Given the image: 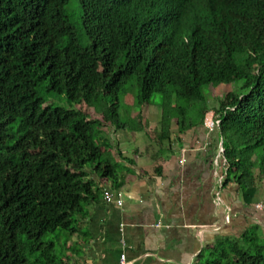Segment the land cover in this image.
Returning <instances> with one entry per match:
<instances>
[{
    "label": "trees",
    "instance_id": "16d2710c",
    "mask_svg": "<svg viewBox=\"0 0 264 264\" xmlns=\"http://www.w3.org/2000/svg\"><path fill=\"white\" fill-rule=\"evenodd\" d=\"M209 113L224 183L236 178L256 202L264 0H0V264H64L92 198L105 196L90 175L117 182L115 131L162 148ZM247 229L218 236L197 264H264V229Z\"/></svg>",
    "mask_w": 264,
    "mask_h": 264
},
{
    "label": "crops",
    "instance_id": "0c3cea01",
    "mask_svg": "<svg viewBox=\"0 0 264 264\" xmlns=\"http://www.w3.org/2000/svg\"><path fill=\"white\" fill-rule=\"evenodd\" d=\"M208 129L203 124L180 137L174 129L171 145L158 146L165 152L166 159H159L163 164H155L151 153L156 150L145 132L115 131L112 156L121 163L117 182L90 175L115 194L107 200L100 188L92 198L89 214L78 222L84 233L71 235L64 264H119L123 255L130 264H197L218 236H240L252 224L264 229V209L255 206L264 200L254 195L256 202H250L236 178L220 184L226 164H213L218 144L216 132ZM129 142L137 146L131 149Z\"/></svg>",
    "mask_w": 264,
    "mask_h": 264
},
{
    "label": "rangeland",
    "instance_id": "374dc122",
    "mask_svg": "<svg viewBox=\"0 0 264 264\" xmlns=\"http://www.w3.org/2000/svg\"><path fill=\"white\" fill-rule=\"evenodd\" d=\"M69 7L71 8V4H69ZM68 7V8H69ZM69 8V9H70ZM85 43L86 44H89V43H87L86 41H85ZM127 98V100H126V103H128L129 102V97H126ZM124 100H125V98H124ZM81 107H83V108H86V105L85 104H82V105H80ZM125 106H127V105H125ZM151 108H149L148 110H147V113H148V116L150 117V129H153V128H155V126L156 125H158V122H159V119H160V115H161V113L160 114H157V108H158V106H156L155 104L154 105H151L150 106ZM159 109V108H158ZM149 131H152V130H149ZM122 134H125L126 132H127V130H124V131H120ZM212 135H214V138H213V141H214V143L215 144H218V140H219V134H218V132L216 131V133H213ZM128 145H130V148L132 149L133 147H132V145H136V143L135 142H132V143H128ZM137 145H139V146H141V147H144V143L142 142V141H139L138 142V144ZM136 145V146H137ZM160 146V145H158V144H156L155 143V145L154 146ZM161 147V146H160ZM159 147V148H160ZM158 147H155V149H157ZM158 148V149H159ZM116 154H117V152H116ZM112 156V154L110 155V157ZM162 156H164V160L166 159V157H165V152L163 151V155L162 154H160L159 153V155H158V158L159 159H161L162 158ZM215 160L217 161V163L219 164L220 163V161L222 162V160H221V157H220V155L218 154V157H216L215 158ZM159 163L160 164H163V163H161L160 161H159ZM169 164V163H168ZM229 167V166H228ZM228 167H226V171H225V173H224V176H223V178L220 180V181H225L227 178H228V176H227V169H228ZM256 195V198H260V200L261 201H263L264 200V184L263 183H258V186H257V193L255 194ZM248 230V229H247ZM247 230H246V232H247ZM251 231H253V229H251L249 232H251ZM246 232H245V234H246ZM229 237H231V239H233L232 237H233V235H229ZM222 250V248H219V249H217V251H221Z\"/></svg>",
    "mask_w": 264,
    "mask_h": 264
},
{
    "label": "clouds",
    "instance_id": "9594fccd",
    "mask_svg": "<svg viewBox=\"0 0 264 264\" xmlns=\"http://www.w3.org/2000/svg\"><path fill=\"white\" fill-rule=\"evenodd\" d=\"M127 97H129L130 99L134 100L132 95H128ZM149 108H151V107L149 106L148 109ZM157 111L159 112V109L158 108H157ZM208 115L209 116H207L206 119H205V125L212 128L214 126V122H213L214 113H209ZM147 117H148V115H147ZM149 124H150V120H149ZM226 167H228V164H226ZM224 182H225L224 180L223 181H220V184L221 185H224ZM106 191H110L112 193V196H113V194H115L110 187H105L104 194H105ZM104 197L107 200H111L112 199V197L110 199H108L106 197V194H105ZM118 203H119V205H121L123 203V201L119 199L118 200ZM255 206H256L257 209H264V203L258 202V203L255 204ZM123 256L120 257L119 264H130V261L125 258V255H123Z\"/></svg>",
    "mask_w": 264,
    "mask_h": 264
},
{
    "label": "built area",
    "instance_id": "2783aa9c",
    "mask_svg": "<svg viewBox=\"0 0 264 264\" xmlns=\"http://www.w3.org/2000/svg\"><path fill=\"white\" fill-rule=\"evenodd\" d=\"M105 194H106V197H107L108 199H110V198L112 197V193H111L110 191H106ZM123 257H124V256H123Z\"/></svg>",
    "mask_w": 264,
    "mask_h": 264
}]
</instances>
